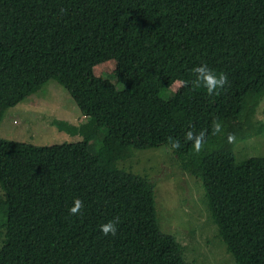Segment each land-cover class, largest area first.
Here are the masks:
<instances>
[{
	"label": "trees",
	"instance_id": "16d2710c",
	"mask_svg": "<svg viewBox=\"0 0 264 264\" xmlns=\"http://www.w3.org/2000/svg\"><path fill=\"white\" fill-rule=\"evenodd\" d=\"M202 63L227 74L219 95L178 83ZM50 81L86 119L56 126L83 139L0 138V264H188L160 230L154 185L116 166L169 137L181 141L173 153L182 170L202 180L227 252L236 264H264V156L236 164L233 153L264 132L254 119L264 0H0V123ZM164 89L173 95L163 99ZM190 128L207 130L199 154L184 142ZM77 198L82 214L70 215ZM116 217V235L104 236L100 225Z\"/></svg>",
	"mask_w": 264,
	"mask_h": 264
},
{
	"label": "rangeland",
	"instance_id": "374dc122",
	"mask_svg": "<svg viewBox=\"0 0 264 264\" xmlns=\"http://www.w3.org/2000/svg\"><path fill=\"white\" fill-rule=\"evenodd\" d=\"M117 89L121 90L122 86L117 84ZM172 95L170 89L160 93L163 99ZM254 119L264 124V99ZM85 121L71 96L50 81L38 93L5 112L0 123V138L34 145L73 143L83 137L62 131L55 123L80 125ZM103 132L101 130L100 134ZM100 134L90 142L92 153L100 147ZM233 153L236 164L250 157H263L264 132L236 141ZM116 166L145 177L154 185L160 230L180 244L188 264H236L209 212L202 180L182 170L180 161L166 146L133 150L129 158L119 160ZM2 241L3 236H0V245Z\"/></svg>",
	"mask_w": 264,
	"mask_h": 264
},
{
	"label": "clouds",
	"instance_id": "9594fccd",
	"mask_svg": "<svg viewBox=\"0 0 264 264\" xmlns=\"http://www.w3.org/2000/svg\"><path fill=\"white\" fill-rule=\"evenodd\" d=\"M194 74V79L189 82L186 80H181L178 83L184 87H188L189 83L195 88L203 87L206 90V93L210 96L219 95L221 89L228 85L229 78L227 74L223 72H217L211 69L206 63H202L192 69ZM223 125L219 119H215L212 122V134L217 135L222 133ZM207 130L201 129L199 132H196L194 129L190 128L185 132L184 142L190 143L194 153L199 154L204 150V147L207 142ZM229 143H234L236 137L234 134L229 133L227 136ZM168 151L174 152L182 147L181 141L179 139H174L172 137L168 138L166 145ZM133 152V151H132ZM132 155V154H131ZM83 201L80 199H74L72 207L69 209L70 215H81L83 209ZM119 218H113L106 223L100 225V232L104 236H115L117 233V226L119 224Z\"/></svg>",
	"mask_w": 264,
	"mask_h": 264
}]
</instances>
